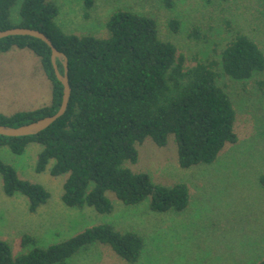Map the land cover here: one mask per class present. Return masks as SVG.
<instances>
[{
	"label": "trees",
	"instance_id": "1",
	"mask_svg": "<svg viewBox=\"0 0 264 264\" xmlns=\"http://www.w3.org/2000/svg\"><path fill=\"white\" fill-rule=\"evenodd\" d=\"M96 2L85 0L86 9L91 10ZM165 3L174 4L171 0ZM59 15L53 0H0V32L27 28L45 34L67 56L71 86L68 109L61 118L34 136L0 135V147L22 155L30 144L41 145L36 171L45 172L54 161L52 177L69 174L62 197L69 208L90 207L99 214H111L114 205L108 194L112 193L126 207L150 200L155 213L184 212L191 200L186 184L157 185L148 174L126 166L138 162L137 147L147 139L165 147L174 135L183 170L211 165L227 144L238 143L237 111L231 96L219 85L217 63L196 58L194 64L187 61L173 42L161 38L158 21L149 15L114 12L105 39L66 33L57 24ZM170 27L177 33L179 21L172 20ZM194 35H199L198 29ZM13 48L28 49L40 58L53 93L48 107L0 113V126L18 128L57 114L64 86L55 73L52 49L45 42L29 36L0 40V54ZM221 58L222 72L234 81L248 82L264 74V52L245 34H237ZM58 68L63 75L60 62ZM0 175L5 194L26 196L31 213L51 198L44 186L21 179L1 159ZM259 183L264 189V173ZM27 245L33 248L15 256L11 246L0 239V264H70L78 253L94 245L108 246L122 260L135 264L142 257L145 240L136 231L120 232L112 224H102L47 248L37 246L36 239L25 234L21 246Z\"/></svg>",
	"mask_w": 264,
	"mask_h": 264
},
{
	"label": "rangeland",
	"instance_id": "2",
	"mask_svg": "<svg viewBox=\"0 0 264 264\" xmlns=\"http://www.w3.org/2000/svg\"><path fill=\"white\" fill-rule=\"evenodd\" d=\"M60 9L57 24L72 35L108 38L107 22L119 10L154 17L160 36L173 42L195 62L215 61L218 82L231 96L237 111L235 131L239 141L227 144L216 162L183 170L179 165L174 135L167 146L158 147L151 139L138 146L139 160L126 167L146 173L161 186L184 183L190 190L189 207L181 213H155L150 200L126 207L112 193L111 214L93 208H69L63 201L65 174L52 177L51 161L37 173L38 155L43 147L30 144L22 155L0 147V159L13 166L23 180L44 186L49 201L36 213L21 193L8 197L0 175V239L18 256L33 246H21L28 234L37 246L47 248L65 242L89 228L112 224L120 232L143 235L145 248L135 264H256L264 261V189L259 183L264 173V74L248 82H237L221 69V54L241 33L253 39L264 52V0H97L91 10L85 0H53ZM21 1L13 8L17 10ZM178 20L175 33L170 27ZM199 35H194L195 30ZM52 83L44 73L40 58L28 49L13 48L0 54V113L12 115L51 105ZM22 247V248H21ZM71 262V263H70ZM70 264H130L110 247L94 245L82 250Z\"/></svg>",
	"mask_w": 264,
	"mask_h": 264
},
{
	"label": "water",
	"instance_id": "3",
	"mask_svg": "<svg viewBox=\"0 0 264 264\" xmlns=\"http://www.w3.org/2000/svg\"><path fill=\"white\" fill-rule=\"evenodd\" d=\"M14 36H29L45 42L52 49V63L55 69V73L58 80L64 86L63 102L57 114L42 118L34 123L24 125L18 128L0 126L1 136L16 138V137H27V136L37 135L40 132L49 128L59 118H61L68 109L69 101L71 98V86L68 77V58L64 53H61L54 47L53 43L45 34L41 33L38 30H32L27 28H13L10 30L0 32V40ZM58 62H60L65 68V73L63 75L59 71Z\"/></svg>",
	"mask_w": 264,
	"mask_h": 264
}]
</instances>
